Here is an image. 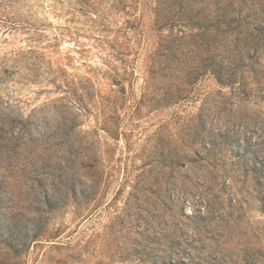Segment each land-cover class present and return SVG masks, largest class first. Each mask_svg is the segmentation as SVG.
<instances>
[{"label":"rangeland","instance_id":"1","mask_svg":"<svg viewBox=\"0 0 264 264\" xmlns=\"http://www.w3.org/2000/svg\"><path fill=\"white\" fill-rule=\"evenodd\" d=\"M176 1L0 0V264H264V78L162 101Z\"/></svg>","mask_w":264,"mask_h":264},{"label":"trees","instance_id":"2","mask_svg":"<svg viewBox=\"0 0 264 264\" xmlns=\"http://www.w3.org/2000/svg\"><path fill=\"white\" fill-rule=\"evenodd\" d=\"M159 4L165 8L167 0H160ZM170 6L165 25L171 35L161 42L158 52L163 66L160 70L158 67L157 72L170 82L161 91L162 101L173 104L189 97V88L206 73L223 85L236 86V93L245 97L253 92L247 72H251L253 82L261 86L264 65L259 60L261 53L264 54V0H178ZM177 25L187 28L189 33L176 28L173 34ZM175 71L183 74L182 84L175 82ZM235 125L233 123V128ZM262 142L264 147V140ZM255 153L253 160L246 155L239 163L247 172H256L258 187H255L260 189L264 203V161H260L257 151ZM67 189L77 194L76 178H71ZM80 191L84 194L82 188ZM42 199L44 205L50 207L57 203L54 192L45 194Z\"/></svg>","mask_w":264,"mask_h":264}]
</instances>
